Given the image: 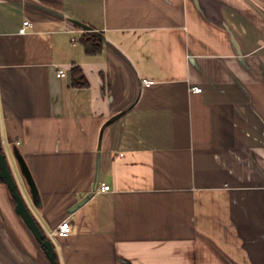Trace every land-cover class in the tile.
I'll list each match as a JSON object with an SVG mask.
<instances>
[{"label": "crops", "instance_id": "crops-1", "mask_svg": "<svg viewBox=\"0 0 264 264\" xmlns=\"http://www.w3.org/2000/svg\"><path fill=\"white\" fill-rule=\"evenodd\" d=\"M0 139L58 264H264V0H0ZM16 205L0 264H52Z\"/></svg>", "mask_w": 264, "mask_h": 264}, {"label": "water", "instance_id": "water-1", "mask_svg": "<svg viewBox=\"0 0 264 264\" xmlns=\"http://www.w3.org/2000/svg\"><path fill=\"white\" fill-rule=\"evenodd\" d=\"M0 169H1V177L6 183L10 186L13 196L17 201L16 211L19 215L23 216L28 227L31 231L34 232L37 240L46 248L47 255L52 264H58L55 258L54 245L52 246L51 241L45 240L46 235L43 230L40 229V226L35 221L33 215H31L30 210L24 200L22 194L18 190V185L15 182L14 176L12 174L11 169L8 165V160L6 154L0 151Z\"/></svg>", "mask_w": 264, "mask_h": 264}, {"label": "trees", "instance_id": "trees-1", "mask_svg": "<svg viewBox=\"0 0 264 264\" xmlns=\"http://www.w3.org/2000/svg\"><path fill=\"white\" fill-rule=\"evenodd\" d=\"M81 43L85 46V51L89 55H94L102 52L103 45L101 39L97 37L95 34H89L86 33L82 35L81 37ZM71 73L73 75V84L76 87L80 86H86L88 84L87 79L85 78V75L82 74V70L78 67H73L71 70ZM0 151L2 152V141L0 139ZM1 174V169H0ZM0 182L4 183V180L2 179L0 175Z\"/></svg>", "mask_w": 264, "mask_h": 264}, {"label": "built area", "instance_id": "built-area-1", "mask_svg": "<svg viewBox=\"0 0 264 264\" xmlns=\"http://www.w3.org/2000/svg\"><path fill=\"white\" fill-rule=\"evenodd\" d=\"M31 23H30V21L29 20H26L25 22H24V25H23V27H21V32H23V33H25L27 30V27L30 25ZM58 76H60V77H64V76H66V71L65 70H60L59 72H58ZM156 83V81H154V80H150V79H145L144 80V84L146 85V86H150V85H154ZM194 91H196V92H201L202 91V88L201 87H194ZM102 190H105V191H107V190H110L111 189V186L109 185V184H106V183H104L103 185H102ZM71 227H72V222H71V219L70 218H68V219H66V220H64V221H62L59 225H58V227H57V232H58V235L59 236H68V234H70L71 233Z\"/></svg>", "mask_w": 264, "mask_h": 264}]
</instances>
